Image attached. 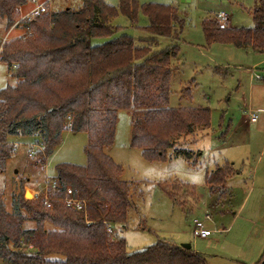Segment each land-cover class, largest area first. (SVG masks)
Segmentation results:
<instances>
[{
	"label": "trees",
	"instance_id": "1",
	"mask_svg": "<svg viewBox=\"0 0 264 264\" xmlns=\"http://www.w3.org/2000/svg\"><path fill=\"white\" fill-rule=\"evenodd\" d=\"M79 1L76 9L50 11L22 23L20 28H28L29 33L0 42V62L18 81L0 89V173L14 153L8 142L11 136L37 137L35 160L41 167L58 148L63 131L87 136L86 164L58 165L48 200L25 201L19 193L13 194L10 211L0 201V260L6 264H205L192 248L166 242L126 252L123 239L113 230L126 224L132 185L121 180V167L105 153L114 142L119 110L131 111L130 147L149 162L165 160L168 150L189 159L191 151L179 149L183 139L209 128V110L167 107L183 19L170 5L119 0L114 7L103 0ZM28 5L32 0H0L5 30L15 23L17 9ZM140 14L147 19L144 27L137 25ZM119 15L150 38L135 45L126 28L112 24ZM250 15L252 28L205 19L201 28L206 45L218 43L264 55V0L255 2ZM159 37L169 39L171 45L153 50ZM94 39L105 41L92 45ZM234 175L229 163L205 173L209 207L229 196L226 185ZM162 188L181 207L197 201L193 187L173 181ZM67 189L73 198L84 201L81 211L65 205ZM27 222L33 227L26 228ZM256 264H264V254Z\"/></svg>",
	"mask_w": 264,
	"mask_h": 264
},
{
	"label": "rangeland",
	"instance_id": "2",
	"mask_svg": "<svg viewBox=\"0 0 264 264\" xmlns=\"http://www.w3.org/2000/svg\"><path fill=\"white\" fill-rule=\"evenodd\" d=\"M103 1L114 7L119 2ZM255 1L257 0H137L139 4L170 5L176 8L183 19L181 41L177 44L179 52L173 61L175 70L170 77L167 107L207 109L210 112V122L205 133L183 139L185 141L179 149L191 151L189 159L168 150L165 160L149 162L142 157L140 150L130 147L131 111H118L114 142L105 149V153L121 167V180L132 185L131 208L127 213L126 224L112 229L114 235L123 239L126 252H139L157 242H166L178 246L190 244L203 257L205 264H256L262 258L264 170L261 166L264 163V115H258L256 124L243 120L234 133L230 131L238 125L240 115L244 114L251 87H264V64L257 65L264 59V55L259 56L258 52H248L218 43L207 46L201 28L202 22L209 17L219 21V13L228 16L232 27L252 28L250 11ZM79 5V0H53L50 9H76ZM31 8L32 5L24 7V12ZM220 23L223 25L226 21ZM112 24L126 28L125 33L133 37L137 46L142 45L138 38L149 37L130 27L128 20L121 15L113 19ZM137 25H147V19L141 14ZM22 35V28L10 27L5 30L4 23L0 21V42ZM104 41L94 39L91 43L99 45ZM158 42V47L153 50L171 45L167 38H158ZM254 66L257 69L251 70ZM256 75L260 79H255ZM17 82L0 62V89L14 86ZM256 92H259L258 88L252 91L254 101L257 99ZM253 129L255 130L251 132ZM36 141L37 137L34 136L8 138V142L14 146V153L0 173V201L7 211L11 209L13 194L19 193L25 201L44 198L47 187L51 186V181L56 176L58 165L86 164L84 149L87 136L84 133L63 131L58 148L46 159L44 167L35 160V152L38 150ZM258 158L262 163L259 168L254 169L253 165ZM224 160L229 164L233 163L236 175L226 185L229 196L224 195L220 203L211 208L204 188V173L206 170H214ZM173 181L193 187L197 197L193 206L185 204L181 207L173 203L163 191L162 184ZM26 192L32 197L24 196ZM206 212L209 213L210 220L204 224L205 229L211 232L210 236L194 237L192 222L203 220ZM33 225L32 222H27L24 226L28 228ZM0 264L6 263L0 260Z\"/></svg>",
	"mask_w": 264,
	"mask_h": 264
},
{
	"label": "built area",
	"instance_id": "3",
	"mask_svg": "<svg viewBox=\"0 0 264 264\" xmlns=\"http://www.w3.org/2000/svg\"><path fill=\"white\" fill-rule=\"evenodd\" d=\"M52 1L53 0H32V8L28 12H24V7H19L17 9L18 18L16 19L15 23L11 26V28L18 29L19 27H21L22 23L28 24L36 17H40L42 15L49 13L50 4ZM218 19L220 22H225L226 16L223 13H220L218 14ZM27 33H29L28 28H25L24 34ZM255 79H260V77L256 75ZM247 118L249 122L254 123L257 120V112L249 111L247 113ZM55 185H56L55 181L54 180L51 181V187H54ZM47 191H48V187L46 190V195L44 196L45 200H48ZM71 195H72L71 190L67 189L66 197L64 199L65 205L75 211H81L85 205L84 201L75 199ZM208 220H210V216L208 212L204 214L203 220L201 219L193 220L192 235L194 237L205 238L210 235L211 232L208 229H205V224H204ZM107 232L111 233V230L107 229Z\"/></svg>",
	"mask_w": 264,
	"mask_h": 264
},
{
	"label": "crops",
	"instance_id": "4",
	"mask_svg": "<svg viewBox=\"0 0 264 264\" xmlns=\"http://www.w3.org/2000/svg\"><path fill=\"white\" fill-rule=\"evenodd\" d=\"M182 1H187L188 2V0H182ZM256 2V1H255ZM255 4V3H254ZM254 4H253V6H254ZM51 7V6H50ZM50 11H51V9H50ZM220 14V13H219ZM224 14V13H223ZM225 15V14H224ZM226 16V15H225ZM225 24H228V25H230V26H232L231 24H230V22H229V18H228V16H226V23ZM148 38H150V37H145V38H138V40L140 41V40H142V39H148ZM159 38H161V37H159ZM181 41V40H180ZM157 47H158V44H159V42H158V38H157ZM246 51H248V52H254V51H251V50H246ZM255 53V52H254ZM259 54V56H261L262 54H260V53H258ZM176 59V58H175ZM174 59V60H175ZM173 60V61H174ZM173 61H172V64H173ZM262 64H264V59H262V60H260L258 63H257V65H262ZM179 68L177 67V70H178ZM255 69H257V67L256 66H254V67H252L251 68V70H255ZM255 77V76H254ZM252 89H251V95H249V97H248V101H247V103H248V105L246 106V108H245V110H244V114H242V115H240V118H239V122H238V125L234 128H232V130L230 131V133H234L235 132V130L237 129V127L239 126V125H241V123L242 122H244V121H246L247 123H249V124H256V122L258 121V119H259V117H258V115H264V103H263V101H264V87H261L260 85H256V86H252L251 87ZM254 88H258V90H259V92H256L257 93V99H256V101H254L253 100V97H252V91L254 90ZM261 98V101L259 100ZM245 111H247L246 113H245ZM249 111H255V112H257V120L254 122V123H251V122H249L248 121V118H247V113L249 112ZM244 120V121H243ZM261 128V127H260ZM234 129V130H233ZM262 129L264 130V122H263V127H262ZM255 129H253V130H251V132L252 131H254ZM250 132V133H251ZM213 136V135H212ZM245 146V145H244ZM263 147H264V141H263ZM261 153H262V150H261ZM260 153V154H261ZM261 158V157H260ZM224 163H230V162H228L227 160H224L222 163H221V165H223ZM262 163V161L258 158L257 160H256V163L253 165V168L254 169H257V168H259V166H260V164ZM221 165H219V164H217L216 165V167L217 166H221ZM232 166H233V163L231 164ZM215 167V168H216ZM214 168V169H215ZM261 169H263L264 170V163H262V166H261ZM207 172H210V171H205V173H207ZM205 173H204V176H205ZM210 236V235H209ZM209 236H207V237H209ZM206 238V237H205Z\"/></svg>",
	"mask_w": 264,
	"mask_h": 264
},
{
	"label": "water",
	"instance_id": "5",
	"mask_svg": "<svg viewBox=\"0 0 264 264\" xmlns=\"http://www.w3.org/2000/svg\"><path fill=\"white\" fill-rule=\"evenodd\" d=\"M183 2V1H182ZM24 196H26V197H29L28 196V192H26L25 194H24ZM182 248H184V249H190L191 248V245L190 244H181L180 245Z\"/></svg>",
	"mask_w": 264,
	"mask_h": 264
},
{
	"label": "bare ground",
	"instance_id": "6",
	"mask_svg": "<svg viewBox=\"0 0 264 264\" xmlns=\"http://www.w3.org/2000/svg\"><path fill=\"white\" fill-rule=\"evenodd\" d=\"M28 196H29V197H32V195H31L29 192H28Z\"/></svg>",
	"mask_w": 264,
	"mask_h": 264
}]
</instances>
